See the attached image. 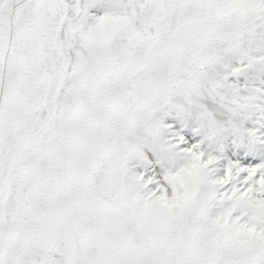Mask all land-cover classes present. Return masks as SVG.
Masks as SVG:
<instances>
[{
	"label": "snow or ice",
	"instance_id": "snow-or-ice-1",
	"mask_svg": "<svg viewBox=\"0 0 264 264\" xmlns=\"http://www.w3.org/2000/svg\"><path fill=\"white\" fill-rule=\"evenodd\" d=\"M0 264H264V0H0Z\"/></svg>",
	"mask_w": 264,
	"mask_h": 264
}]
</instances>
